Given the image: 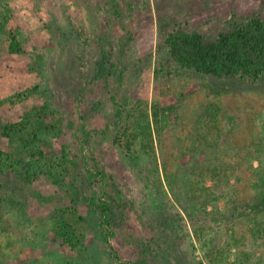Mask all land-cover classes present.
<instances>
[{
	"label": "rangeland",
	"instance_id": "obj_1",
	"mask_svg": "<svg viewBox=\"0 0 264 264\" xmlns=\"http://www.w3.org/2000/svg\"><path fill=\"white\" fill-rule=\"evenodd\" d=\"M249 17L264 0H0V264H264V79L179 68L164 44ZM138 110L156 118L125 149Z\"/></svg>",
	"mask_w": 264,
	"mask_h": 264
},
{
	"label": "trees",
	"instance_id": "obj_2",
	"mask_svg": "<svg viewBox=\"0 0 264 264\" xmlns=\"http://www.w3.org/2000/svg\"><path fill=\"white\" fill-rule=\"evenodd\" d=\"M9 51H20L17 37L9 33ZM164 44L168 47L171 60L176 66L191 69L203 75L216 78H241L251 82H260L264 79V18L249 17L245 21L236 23L227 31L219 32L213 41H205L197 30H185L175 27L166 33ZM98 76H103L105 67L99 63ZM45 111V105L43 106ZM153 113V112H152ZM37 112V115H40ZM156 116V113H155ZM153 115V117H155ZM151 112L132 111L128 114L117 134L116 142L125 149H130L138 134L150 130L153 120ZM156 118V117H155ZM260 151L263 142L255 144ZM3 155L0 153V156ZM255 199L248 207V214L256 218H264V165L260 160L255 169ZM109 207L102 202L99 208L101 224L108 227L107 211ZM59 234L65 235V241L74 245L77 238L72 224L62 221L59 225ZM115 260L120 264H139L131 260L120 259L114 254Z\"/></svg>",
	"mask_w": 264,
	"mask_h": 264
}]
</instances>
